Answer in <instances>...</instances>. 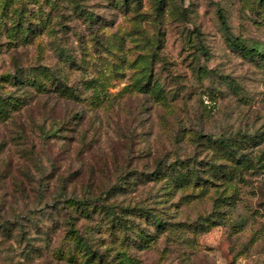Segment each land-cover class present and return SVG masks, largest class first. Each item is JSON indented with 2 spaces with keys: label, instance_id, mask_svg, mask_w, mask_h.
<instances>
[{
  "label": "rangeland",
  "instance_id": "rangeland-1",
  "mask_svg": "<svg viewBox=\"0 0 264 264\" xmlns=\"http://www.w3.org/2000/svg\"><path fill=\"white\" fill-rule=\"evenodd\" d=\"M18 61L38 74L43 67L47 84L54 73L81 93L70 107L88 120L74 134L105 147L119 136L110 116L133 130L129 160L141 177L129 198L150 213L134 211L132 238L106 229L98 210L90 218L69 204L74 227L83 236L93 230L98 250L128 254L124 264H264V0H0V159L31 164L23 178L34 190L9 213L24 210L6 249L0 204V264H114L86 254L51 204L61 192L99 194L119 181L117 171L88 184L58 176L54 166L65 162L48 138L50 121L43 134L38 118L26 137L8 117L19 110L3 98L23 94L13 80ZM51 88L44 100L58 93ZM236 132L253 137L254 161L215 143ZM211 160L221 171L209 172ZM155 163L162 177L150 181L142 174ZM4 177L0 196L10 188Z\"/></svg>",
  "mask_w": 264,
  "mask_h": 264
},
{
  "label": "trees",
  "instance_id": "trees-1",
  "mask_svg": "<svg viewBox=\"0 0 264 264\" xmlns=\"http://www.w3.org/2000/svg\"><path fill=\"white\" fill-rule=\"evenodd\" d=\"M220 20L222 25L227 28L224 15H220ZM232 44L241 47L238 39L232 40ZM243 48L247 49L244 45ZM66 56L67 54H65V60L70 61L69 56ZM14 67L13 80L22 85L23 94L21 97H17L18 99L12 95L5 96L6 99L3 98V102H9L12 106L16 105L19 110L18 113L12 116H10L11 114L8 115L10 122L15 124L22 134L27 137L30 133L29 130L34 129L38 118L44 119L43 123L37 125L43 134L46 132L42 129L46 126L45 120L50 121L48 132L52 134L48 138H54L52 145L58 149L60 161L65 162L63 166L60 163L56 164V167L54 166L57 169L56 171L59 170L58 176L70 182H75L81 176V183L87 181L86 184H88L95 177H98V175L99 179L103 180L105 177L109 179L112 172H114L113 170L117 171L119 181L102 188L99 194H89L84 196V198H80L78 196H68L66 192H61L60 196L55 198V202L51 204V210L57 217L58 223L60 218L67 215V221L62 224L67 225L69 230L74 232L77 244H80L86 254L91 257H97L99 260H110L114 264H124L130 257L128 254L125 253V256H122L121 251L110 254L109 248L98 250L99 248L97 249L92 243L93 230L84 236L79 233L74 227V217L72 216L69 204H73L76 209H79L81 213L90 218H93V212L98 210L106 222V229L121 232L125 238H132L137 228L139 229V226H135L134 224L135 212L144 214L146 218L149 217L145 216L149 215L150 212L148 210L132 204L129 198V191L137 184L136 178L140 179L141 177L137 165H134L129 160L133 152L132 144L130 143V137L133 133L131 126L127 124L124 127L118 119H114L112 116L108 117L109 124L115 128L119 136L115 141H112L113 139L109 140L105 147L98 146V143H95L96 139L92 137L88 139L86 133L82 130L74 134L75 128L81 124L83 125L84 121L87 122L88 120L86 116H82L80 112L70 107V104L76 102L81 97V93L73 85H69L66 80L56 76L54 73L51 74V80H49L52 84H47L46 78H41L40 76L43 72L42 70H45L41 66L37 67L40 69L39 74L38 72L30 71L28 68L26 69L24 63L20 61L15 62ZM51 85L58 93L53 94V96L50 94L52 100H44V96L52 93ZM37 108L40 110L38 114L36 113ZM215 143L220 149L234 154V157L238 155L239 159H241L239 160L240 162L248 163L255 159V154L252 153V150L256 146V142L253 137L249 138L236 132L228 137L222 136L215 139ZM242 149H246V152L241 151ZM261 159L263 157L258 156L256 161L259 162ZM52 162L55 163V161ZM207 165L210 173L221 171V165L215 161H208ZM61 167H64V169L60 170ZM30 172H32V166L25 160H15L7 156L0 159V173L5 176L4 179L10 182V188L0 196V204L6 206L3 208L6 220L1 224V230L7 233L3 240H1L3 241L2 244H4L2 246L3 249L10 247V244H8L9 234L13 231L14 226L22 225L20 219L14 224V217H23L24 210L20 212L19 210H14L11 215L9 213L17 207L21 199L27 200L30 198L34 191L28 188L23 178L24 174L31 175ZM62 175L66 177H62ZM195 175L201 177L199 168L195 169ZM142 176H150V181L161 178L162 169L160 164H153L151 170H148L146 173L144 172ZM106 181L110 182L109 180ZM8 198L10 199L8 200ZM151 216L160 225L164 222L160 219L159 215L153 214ZM141 231L144 232L142 229ZM44 233L47 232L44 231ZM140 241L143 245L148 244L147 235L141 233ZM36 248L38 247L36 246ZM36 248L33 246L29 251H35ZM5 264L20 263L11 260ZM55 264L61 263L60 261H56Z\"/></svg>",
  "mask_w": 264,
  "mask_h": 264
}]
</instances>
